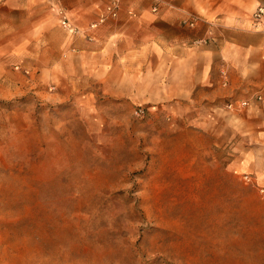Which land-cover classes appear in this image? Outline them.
<instances>
[{"label": "rangeland", "instance_id": "obj_1", "mask_svg": "<svg viewBox=\"0 0 264 264\" xmlns=\"http://www.w3.org/2000/svg\"><path fill=\"white\" fill-rule=\"evenodd\" d=\"M90 89L0 63V264H264V175L169 110Z\"/></svg>", "mask_w": 264, "mask_h": 264}, {"label": "crops", "instance_id": "obj_2", "mask_svg": "<svg viewBox=\"0 0 264 264\" xmlns=\"http://www.w3.org/2000/svg\"><path fill=\"white\" fill-rule=\"evenodd\" d=\"M109 1L0 0V63L58 93L93 96L99 86L169 110L229 147L242 172L263 176L264 35L252 15L264 0H121L118 18L91 30ZM59 9L77 34L61 27Z\"/></svg>", "mask_w": 264, "mask_h": 264}, {"label": "built area", "instance_id": "obj_3", "mask_svg": "<svg viewBox=\"0 0 264 264\" xmlns=\"http://www.w3.org/2000/svg\"><path fill=\"white\" fill-rule=\"evenodd\" d=\"M122 1L121 0H110L107 6L105 7V12L102 14L98 20L91 25V30H97L100 26L106 24L110 20H116L119 16L121 9ZM59 22L63 29L68 33L75 35L79 31L74 27V25L69 21L66 16V13L63 9L58 10ZM253 29L256 32L262 33L264 35V6L260 5L256 8L252 15ZM18 69V68H17ZM249 105L248 102H234L228 105L229 109H242ZM143 109H138L137 114L143 113ZM248 181H251L250 177H246ZM262 197L264 199V188L260 189Z\"/></svg>", "mask_w": 264, "mask_h": 264}]
</instances>
